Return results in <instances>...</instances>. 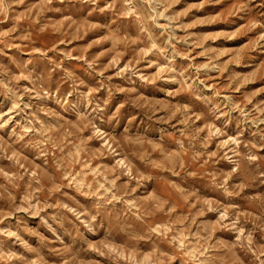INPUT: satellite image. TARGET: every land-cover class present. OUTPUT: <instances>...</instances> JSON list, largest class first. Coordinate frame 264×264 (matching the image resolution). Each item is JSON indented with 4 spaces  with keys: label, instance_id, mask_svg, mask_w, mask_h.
<instances>
[{
    "label": "rangeland",
    "instance_id": "rangeland-1",
    "mask_svg": "<svg viewBox=\"0 0 264 264\" xmlns=\"http://www.w3.org/2000/svg\"><path fill=\"white\" fill-rule=\"evenodd\" d=\"M0 264H264V0H0Z\"/></svg>",
    "mask_w": 264,
    "mask_h": 264
}]
</instances>
